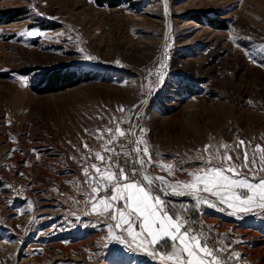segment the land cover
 <instances>
[{"label":"rangeland","instance_id":"374dc122","mask_svg":"<svg viewBox=\"0 0 264 264\" xmlns=\"http://www.w3.org/2000/svg\"><path fill=\"white\" fill-rule=\"evenodd\" d=\"M167 12L163 0H0V264H158L109 242L69 183L83 185L82 143L101 146L85 129L121 117L120 106H137L132 123L154 159L183 168L202 165L205 144L264 145V0H168ZM161 64L157 84L146 69ZM167 199L194 211L210 247L241 253L230 264H264V211Z\"/></svg>","mask_w":264,"mask_h":264},{"label":"snow or ice","instance_id":"6c2138e0","mask_svg":"<svg viewBox=\"0 0 264 264\" xmlns=\"http://www.w3.org/2000/svg\"><path fill=\"white\" fill-rule=\"evenodd\" d=\"M163 2L167 15L168 0ZM19 35L32 37L43 33L24 30ZM230 38L233 42L237 39ZM84 59L96 60L97 57L85 55ZM163 68H166L165 64L146 71L149 77L155 73L156 83L159 84L164 79ZM21 85L27 86L25 78H21ZM143 103L145 101L142 100ZM248 103L251 105L253 102ZM136 107L133 105L125 109L120 106L117 111L123 114L121 117L112 115L104 128L85 129V133L100 141L101 146L97 150L87 142L82 143L85 151L78 159L75 156L72 158L82 166L83 185L78 179L69 183L79 188L86 197V214L106 221V239L109 242L122 244L129 251L145 253L158 264H230L238 261L241 253L229 252L222 241L219 247H210V229L204 231L203 225L194 228L193 223L196 222L187 216L188 205L177 207L167 197H191L196 208L226 205L231 209L230 215L264 211V145L237 137L233 144L217 142L198 149L199 155L195 159L202 161L200 167L188 169L175 162L166 163L153 158L145 139L147 130L132 123L131 113ZM7 122L11 123L10 120ZM124 124L128 127L121 126ZM92 156L96 162L91 160ZM152 168H159L168 176L154 175L150 171ZM180 171L188 179L175 178ZM224 253H227L226 257Z\"/></svg>","mask_w":264,"mask_h":264},{"label":"built area","instance_id":"2783aa9c","mask_svg":"<svg viewBox=\"0 0 264 264\" xmlns=\"http://www.w3.org/2000/svg\"><path fill=\"white\" fill-rule=\"evenodd\" d=\"M194 212V211H193ZM193 212L192 211H189V212H187V216L192 220V221H194L193 220V216H192V214H193ZM195 222V221H194ZM202 224H200L199 222H196V223H193V227L194 228H198L199 226H201ZM203 230H204V228H203ZM205 231V230H204ZM210 244H213V239L212 238H210V242H209Z\"/></svg>","mask_w":264,"mask_h":264},{"label":"trees","instance_id":"16d2710c","mask_svg":"<svg viewBox=\"0 0 264 264\" xmlns=\"http://www.w3.org/2000/svg\"><path fill=\"white\" fill-rule=\"evenodd\" d=\"M110 2H111V0H110Z\"/></svg>","mask_w":264,"mask_h":264}]
</instances>
